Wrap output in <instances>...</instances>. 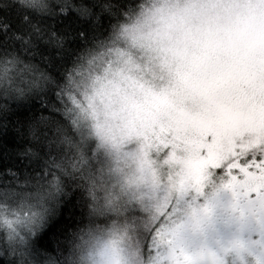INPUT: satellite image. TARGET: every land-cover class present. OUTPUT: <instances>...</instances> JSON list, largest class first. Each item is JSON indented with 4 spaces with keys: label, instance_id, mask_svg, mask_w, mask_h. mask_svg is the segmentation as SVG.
<instances>
[{
    "label": "snow or ice",
    "instance_id": "1",
    "mask_svg": "<svg viewBox=\"0 0 264 264\" xmlns=\"http://www.w3.org/2000/svg\"><path fill=\"white\" fill-rule=\"evenodd\" d=\"M141 8L138 14L129 8L124 23L97 46L109 57L98 72L95 51L79 63L72 58L119 17L112 0H65L58 12L45 0H28L26 8L0 0V94L18 101L0 116V140L12 133V144L0 147V169L7 170L0 171V228L12 253L27 243L21 229L34 234L40 227L46 196L63 192L70 170L101 154L112 156L115 166L84 177L92 217L129 213L137 201L133 186L150 167L148 150L169 149L171 160L192 137L209 158L180 177L178 190L186 183L198 189L205 167L223 168L229 177L224 187L234 196L243 190L264 204V159L240 160L243 151L264 149V22L257 20V6L234 19L203 5ZM157 69L160 79L167 77L160 87ZM42 80L47 90L24 100V85L39 87ZM134 137L139 151L121 154V145ZM123 158L136 164L139 177L122 174ZM33 183L36 191L10 206L17 189Z\"/></svg>",
    "mask_w": 264,
    "mask_h": 264
},
{
    "label": "clouds",
    "instance_id": "2",
    "mask_svg": "<svg viewBox=\"0 0 264 264\" xmlns=\"http://www.w3.org/2000/svg\"><path fill=\"white\" fill-rule=\"evenodd\" d=\"M12 2L19 8H26L28 0H12ZM64 2L65 0H45L48 8L53 12H58L60 5ZM112 3L114 7H119V17L112 16L111 23L108 24L103 35L90 38L88 42L82 43L73 55V62L79 63L81 57H86L95 51L99 56L97 61V71L99 72L104 61L108 60L109 57L106 51H101L97 46L101 41H106L113 36L114 27L118 29V26L124 23L129 8L135 9L138 14L142 11V5L144 6L143 10H148L153 3H156L157 6L161 3H167L178 8L195 6L197 10L203 5L212 15L222 17L230 15L233 19L238 15L245 16L251 7L257 6V20L264 22V0H112ZM0 58H2V55H0ZM72 66L73 64L68 65V67ZM45 74L51 76L46 70ZM157 74L154 83L157 87L163 86L167 82V77L160 79L158 69ZM24 76L28 81L32 79L27 71L24 72ZM24 86L28 88L24 98V100H27L29 97L35 98L36 94L46 91L49 84L42 80L39 87L30 88L27 84ZM16 102H18L16 99L0 94V116L8 115L11 105ZM140 144L141 141L135 137L126 141L121 145V154L138 152ZM93 147H95V137H93ZM168 153L169 149L148 150L150 167L143 173L139 182L133 186L137 193L147 197L142 205L139 201H136L143 219L135 232L131 231L122 222L124 214H121L120 218H116V216L102 218L92 217L90 211H88L85 221L78 228L69 231L66 241L65 264H186L185 257L190 258L191 264H264V240H260L258 237H253L252 241L234 239L220 246L218 250L208 247H201L197 251L188 250L183 243L184 234L188 232L196 234L205 230L214 212L210 200L224 190L225 187L224 185H214L212 183L211 176L215 170L210 171L207 174V179L203 180L198 188L201 194L205 189L209 191V201H206L205 205L185 209L181 218V214L173 212V207L177 201V193H182L191 186L190 183H186L183 190L177 189V182L180 179L179 169L169 165ZM175 154L181 158L183 157V152L179 147L176 149ZM101 155L105 161V169L115 166L112 156ZM240 158L244 162L252 158L264 159V149L243 151ZM118 164L122 174L138 177L141 175L137 171L136 164L127 158L121 159ZM87 175V166L75 172L70 170V174L64 177L63 192L54 194L52 197L46 196L41 210L45 213V204L57 203L60 196L67 194L69 187L78 188L90 203L87 184L84 179ZM104 179L111 186L112 180L109 179L107 170L104 172ZM33 186L36 187L35 183ZM24 192H28V190L26 188L17 189L18 194L10 202H18ZM98 194L103 195V190H98ZM4 195L5 193L0 191V198H3ZM236 196L245 202V207L250 215L264 220V204L252 202L255 198L254 193H249L245 197L243 190H239V194ZM205 208L208 209L207 212L204 211ZM97 226L103 231L98 230ZM145 230L149 233L152 245L151 261L145 258V246L141 240V235ZM21 232L23 235H27L23 229H21ZM11 247L5 230L0 228V264H19L17 259L11 255ZM16 247L19 252L20 246L17 245ZM242 257H246V260ZM24 264H28V262L25 261Z\"/></svg>",
    "mask_w": 264,
    "mask_h": 264
},
{
    "label": "rangeland",
    "instance_id": "3",
    "mask_svg": "<svg viewBox=\"0 0 264 264\" xmlns=\"http://www.w3.org/2000/svg\"><path fill=\"white\" fill-rule=\"evenodd\" d=\"M197 143L195 137H192L188 143L179 147L183 152L182 158L175 154L174 159L168 160L170 166L179 169L178 175L180 177L188 175L194 166L209 158L206 150L201 151L197 148ZM240 160L241 163H244L241 158ZM212 170H215L211 176L214 185L227 183L229 177L225 170L210 166L202 170L204 180L207 179V174ZM136 195L137 199L140 200V204L147 199L146 196L140 193H136ZM206 201H209V191L207 189L201 194L197 188L190 187L182 193H177V201L173 209L174 212L181 214L182 218L185 209L205 205ZM210 202L214 212L204 230L207 231L206 235H204V231L196 234L191 232L184 234L183 243L189 251H197L201 247L218 250L220 246L234 239L252 241L253 237H258L260 240H264V220L253 217L248 210L243 213L245 202L234 196L232 191L225 188L214 198H211ZM226 221H228V224L223 225L222 222ZM242 258L246 260V257Z\"/></svg>",
    "mask_w": 264,
    "mask_h": 264
},
{
    "label": "trees",
    "instance_id": "4",
    "mask_svg": "<svg viewBox=\"0 0 264 264\" xmlns=\"http://www.w3.org/2000/svg\"><path fill=\"white\" fill-rule=\"evenodd\" d=\"M33 63L39 64L35 60ZM39 66L41 69L44 68L42 64H39ZM4 141H7V145L12 144L11 132L3 140H0V147L7 146ZM104 163L102 155H98L95 159H90L87 165L88 172H95L97 168L103 167ZM41 167L42 162L36 167L35 171L40 172ZM0 171L7 172L6 169H0ZM29 172L32 173V170L29 169ZM216 176L218 175L216 174ZM2 178L0 177V179ZM33 185L26 187L29 193L36 191V187ZM137 201L140 200L137 199ZM88 203L84 194L78 188L69 187L67 194L60 196L57 203L45 204L44 219L40 227L35 230L34 234H27V243L22 246L19 252L11 253V255L17 259L19 264H24L25 261L28 264H65L66 241L69 231L78 228L85 221L87 218L86 214L89 211ZM10 206L14 207L15 202H10ZM116 218H120V215L116 216ZM142 219L143 215L135 202V208L129 213H124L122 222L131 231L135 232ZM54 225H57V227H54ZM141 240L145 246V258L151 261L152 245L147 230L142 233Z\"/></svg>",
    "mask_w": 264,
    "mask_h": 264
},
{
    "label": "flooded vegetation",
    "instance_id": "5",
    "mask_svg": "<svg viewBox=\"0 0 264 264\" xmlns=\"http://www.w3.org/2000/svg\"><path fill=\"white\" fill-rule=\"evenodd\" d=\"M245 211H247V208H246L245 205H244L243 213H245ZM222 224H223V225H226V224H228V221H226V222H222ZM206 233H207V231H204V235H206Z\"/></svg>",
    "mask_w": 264,
    "mask_h": 264
}]
</instances>
